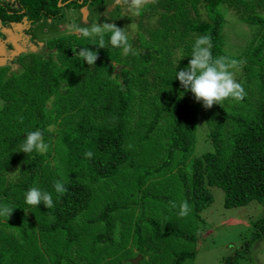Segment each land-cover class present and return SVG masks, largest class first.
<instances>
[{
	"label": "trees",
	"instance_id": "1",
	"mask_svg": "<svg viewBox=\"0 0 264 264\" xmlns=\"http://www.w3.org/2000/svg\"><path fill=\"white\" fill-rule=\"evenodd\" d=\"M101 1L103 0H0V31H8L12 25H23V22L27 21L29 25L22 29V33L29 35L32 33V23L43 18L59 19L66 7H82ZM162 2L165 10L170 7L174 9L168 13L166 20H162V16L161 21H157L161 25L160 30L164 31L163 37L161 36L163 42L155 45L140 34L135 36L138 38L136 45L134 41H130L138 52L135 56L140 59L141 79L136 82L125 72L123 66L126 56L122 49L118 48L116 59L122 69L113 74L110 71L108 77L96 86V94L106 99L98 103L96 113L104 110V106L114 109L111 124L103 121L101 124L91 122L88 113L82 114L71 124L58 120L59 110H63L64 98L68 97L72 89L76 91L78 85L83 82L86 71L82 60L74 57L73 65L61 61H45L50 67V83L46 84L41 78L42 74L41 77L36 75L37 72L41 73V70L37 71L33 64L25 67V72L24 69L11 71L15 55L11 51V43L6 39L9 34L3 35V40H7V52L2 56L3 62H0V185L3 188L0 202L17 208L7 222L0 219V227H3L0 232L3 247L0 250V264H25V259L28 258L30 259L26 264L44 262L39 260L43 252L37 248L33 250L30 245L34 241L41 246L40 238L35 240L29 231L33 224L32 218L38 219L34 223L38 224V230L44 237L53 234L50 240L53 251L48 252L49 256L53 257L52 264H131L129 259L138 255H141L138 264H153L156 261L160 262L158 264H189L195 256V247L183 249L177 247L179 243L175 244V241L191 238L196 242L197 235L190 233L177 222L168 220V211L163 213V208L187 201L191 207L190 213L196 216L213 201L212 186L224 190L226 207H241L251 201L264 200V31L258 36V41L250 52V60H254V64L251 70L248 68V73H251L249 76L256 82V86L254 90L247 89L252 91V95L241 101L248 108L251 98L257 101V107L250 108L247 113H239L224 105L223 108L215 105L213 109L218 115H212L213 122L207 134L212 149L194 156L191 163L189 162L188 173L182 169V165L186 154L191 150L194 136L192 131L188 130L187 120L194 115L200 104L192 99L190 92L181 89L179 81L174 79L176 73L161 80L154 77L152 82L156 90L155 96L141 104L143 108L145 105L150 106V110L141 112L145 124L137 139L138 142L149 141L156 148V153L152 156L147 154L141 161L126 147L128 136L134 134L125 124V118L129 117V114L132 116L131 95L136 87V97H141L150 88L142 77L148 74L147 67L151 61H163L169 48H173L170 54L183 52L184 46L194 44L196 39L192 36L195 33L211 36L214 56L224 55L238 60V57L229 56L224 52L221 42L224 41L223 9H231L229 6L239 0H189L192 6L188 5V0ZM199 3L208 10V19H203L197 10ZM259 11L238 16L243 23L246 22L248 28L262 31L264 14ZM184 14L183 20L181 17ZM254 36L253 31L251 40L256 38ZM176 46L180 47L174 49ZM166 64L167 68L163 72H176L186 67L180 63L178 66H172L169 62ZM17 76L23 77L26 84L12 86ZM39 80H43L42 85L38 84V87L44 92L45 101L34 103L35 109L30 113V103L23 99L22 95L26 92L28 98L32 99L37 88L29 83ZM172 90L178 99H174ZM177 91L182 93V97L178 96ZM161 93L164 94L161 96ZM158 101L160 102L157 103ZM193 103H196V106ZM20 117H23V123L20 122ZM140 124L138 121L137 125ZM36 129L44 131L45 142L47 131H57L54 152H51L50 148L42 155L32 153L26 156L25 153L18 152L25 132ZM87 150L94 153L91 159L84 155ZM178 153L180 158L176 160ZM41 163H45L48 171L50 191L38 177ZM125 163L130 168H127L130 172L126 177L128 180H122L123 176L120 174L121 172L125 175ZM25 174L27 175L24 176ZM117 176L122 185L121 197L126 203L104 195L103 206L98 213L93 214L89 209L93 187L101 182H110ZM13 180L14 182H11ZM56 180H62L67 188L62 196L54 191L53 184ZM5 181L8 183L5 184ZM32 187L51 192L55 206L46 209L41 205L39 208L26 205L24 196ZM176 189H182L181 196ZM7 193L11 195L12 203L9 200L7 201L10 203L5 202L8 197H3ZM155 203L162 205L161 215L151 214V206ZM23 208L29 212L24 213ZM119 210H123L122 213L125 214L137 210L132 223V242L126 236L121 238L120 234L127 223L117 218ZM77 221H80V227L95 226L97 232L91 237V244L107 245V250L103 251L102 256L99 255L100 259L97 257V246L90 256L78 252L77 249L82 244V233L73 227ZM180 223L186 224L187 221L180 220ZM257 224L263 230L264 216L257 218ZM12 230L16 235L14 240L9 242L14 235ZM169 239L174 241L176 249L169 245L172 243ZM75 244L77 249L73 247ZM235 263L234 256L225 259V264Z\"/></svg>",
	"mask_w": 264,
	"mask_h": 264
},
{
	"label": "rangeland",
	"instance_id": "2",
	"mask_svg": "<svg viewBox=\"0 0 264 264\" xmlns=\"http://www.w3.org/2000/svg\"><path fill=\"white\" fill-rule=\"evenodd\" d=\"M162 1L163 0H156L155 4H149L146 10L138 18H136L134 25L130 24L132 21L127 17L126 12L121 7L115 5L114 0H103L99 3L88 4L82 7H66L64 9L63 16L59 19L43 18L36 23H32L30 26L32 33L29 35L22 33V29H25L26 25H29L27 21H24L23 25H12V28H9L8 31H0V62H3L2 56L7 52L5 49V43L9 40L8 42L12 45L11 51L15 55L13 60L15 63L11 66V71L24 69L23 72H25V67L29 64H33L37 71L41 70V73L37 72L36 75L41 77L42 74L43 77L41 78L46 84H49L50 67L45 64V61L52 60L58 63L61 61L66 64L73 65L75 61L74 57H76L74 56V49L78 51L80 47L88 46L95 50L96 46L91 45L93 41H91L90 38L83 37L82 35L76 33L73 26L79 25L81 27H86L97 22L101 24L105 22H114L117 26L124 27L129 34L130 41H134L135 45L138 39L135 36L138 34L143 35L147 41H150L155 45H160L163 42L161 36L163 37L164 31L160 30L161 25L157 21H161L160 19H162V16H164V19L162 20H166L168 18V13L174 10L171 7L165 10L166 7H164L165 5H162ZM175 1L178 2L179 0ZM188 5L192 6L193 4L189 3ZM229 7L231 9H223L225 23L223 26L224 41L221 42V45L224 52H226L229 56L238 57V60L243 62L237 69H233V71L235 73V79L246 88L247 96H249L252 95V91L247 89L254 90V87L256 86V82L249 76L251 73H248L254 64V60H250V52L253 45L257 43L258 36L262 34L264 30L255 31L252 27L255 33L254 37L256 38L251 40L253 35L252 29L248 28L246 22L243 23L242 19L238 15L250 14L251 11L257 10H260L259 12L264 14V0H252V2L249 0H239V2H233L232 6ZM197 10H199L203 19H208L209 13L203 4L199 3L197 5ZM184 17L185 14L181 18L184 20ZM4 34H9L6 38L7 40L5 41L3 40ZM199 36L202 35L200 33H195L192 37L197 39ZM105 41L107 43L106 48L99 50V59L96 61V66H88L86 62H83V68L86 71V74L83 77V82L78 85L76 91H73L72 89L68 97L64 98L63 110H59L58 115V120L60 122L71 124L79 119L82 114L88 113L91 122L94 121L95 123L100 124L102 121L106 124L113 123L114 109L104 106V110L96 113V109L99 107L98 103L101 100L106 101L103 96L96 94L97 84L104 81L108 77L110 71L113 74L118 73L122 69L121 64H119L116 59L118 48H113L111 44L108 43V35L105 36ZM192 46L193 45L184 46L183 52L178 51L173 52L172 54H170V51L173 48H169V50L165 49L169 52L165 55L163 61H151L147 67L148 74L144 77L141 76L146 79L150 88L147 89L141 97H136L135 92H137L138 88L136 87L134 89L135 91L131 95L130 102H132V116L129 114V117L125 118V124L126 128L133 131L134 134L128 136V143L126 141V147H129L134 152L132 154L141 159V161L147 157V154H151L152 156L156 153V148L154 145H151L149 141L138 142L137 139L138 134H142L143 125L145 124L143 122L144 117L141 112L142 110H150L148 109L150 106L145 105L143 108L141 104H143L146 99L152 100L155 96L156 90L154 89L155 86L152 82L154 77H156L157 80H161L162 78L169 77L171 74L176 73L171 70L163 72L167 68L166 62L172 63V66H177L179 63L187 66ZM179 47L180 46H176L174 49ZM124 56H126V63L123 66L125 72L132 80L138 82L141 79L139 78V71L141 69L139 57L132 54ZM181 57L184 58L181 59ZM28 61L31 62L28 63ZM112 66L114 69H112ZM43 80L29 83L37 88V92L32 99L28 98L29 95L26 92L22 95L23 99L30 103V113H32L35 109L34 103L36 104L38 101H45L44 92L38 87V84L42 85ZM22 83L26 84L25 79L21 76H17L16 81L12 84V86L16 84L19 86ZM177 92L178 96L182 97V93L179 91ZM77 93L82 94V96H79ZM163 94L164 93H161L160 95L162 96ZM172 96H175V100L178 99L174 90H172ZM100 97L101 99H99ZM192 99L194 100V98ZM250 100L251 102L248 108L247 105H244L241 101L237 102L231 99L226 100L224 102V106L239 113H247L250 108H256L258 104L257 101H254L251 98ZM159 102L160 101L157 103ZM0 103H2L1 98ZM195 104L193 103L194 106H196ZM111 105L114 106L113 101H111ZM215 113L218 115V112L215 111V109L211 108L205 110L202 104H200L194 112V115L187 120L188 130L192 131L191 133L194 136V140H192L191 150L186 154L185 162L182 165V169H184L186 173L189 171V162L191 163L194 156L212 149V143L208 139L207 134L213 122L212 115ZM138 121L141 122L140 125H137ZM45 136L46 143L49 145L51 152H54L56 139L58 137L57 131H47ZM179 158L180 154L178 153L176 160ZM45 167V163H41V166L38 169V177L39 180H43V183L48 186L50 191L51 184L48 171ZM124 168H129L127 163L123 165L125 175L121 172L120 174L123 176L122 180H128L126 177L130 172L128 169L125 170ZM26 175L27 174L24 176ZM117 179L118 176L116 179L110 180V182H101L93 187L94 193L92 195V204L89 206V209L93 214L98 213L100 208L103 206L104 195H108L111 199H117L120 202L126 203L121 197L122 185ZM0 180H2V178H0ZM11 182H14V180ZM6 183L8 182L5 181V184ZM168 183L169 182L167 180L166 184ZM2 189L3 188L0 185V195L2 193ZM181 190L182 189H176V192L179 191V196L183 193ZM124 191L125 189H123V192ZM211 192L213 201L199 211L196 216L190 213L186 219L184 217H180L178 214L179 205L175 208L169 206H166L165 209L163 208V213L165 210L168 211V214L166 213L168 220H171V222H177L190 233L197 235L196 242L191 238L184 240L180 238L175 241V244L179 243L177 244V247L179 246L183 249H192L195 247V256L189 264H225V259L230 256H234L236 258L235 264H264V228L261 230L260 225L257 224V218L264 216V200L262 202L251 201L241 207H226L224 190L218 186H212ZM6 197H8V199H6L5 202H8L7 200H9L12 203V197L9 193H7L3 198L5 199ZM0 205H3V202H0ZM170 205L172 206V204ZM41 206L44 207L43 204H41ZM161 207L162 205L155 203L151 206V208H153L151 214L161 215ZM27 212L28 210H26V213ZM119 212L120 213L116 215L117 218L120 219L121 222L127 223L124 224L123 233L120 234L121 238L126 236L127 239H130L132 242L134 239L132 235V223L137 210H133V212L130 211L127 214L122 213L123 210H119ZM79 218H81V216H79ZM37 220V218H32L33 224L30 226L29 231L31 237L34 236L35 240L40 238L41 246L36 244L34 241L31 242L30 245H32L33 250L37 248L43 252L42 256L39 257V260L44 261L42 264H52L53 257L51 258L48 252L53 251L50 244L53 234H48V237H44L38 230V224L34 223ZM180 220L187 221V223L182 224L180 223ZM80 226V221L75 222L73 226L76 231L82 233V244L78 247V249L76 248L77 244H75L73 246L74 249L76 248L78 252L82 253L84 256H90L95 250L94 248L97 246V257H99L103 251L107 250V245H97V243L93 245L90 243L91 237L97 232L94 225V227ZM2 228L3 227H0V232L2 231ZM11 232H13L14 235L11 239H9V242L13 241L16 235L14 230ZM61 236L64 238L62 233ZM168 241L172 242L169 244L172 249H176L174 241L172 239H169ZM1 247L2 245L0 240V250ZM73 253L74 252L72 251V254ZM29 259L30 258L25 259V264ZM158 263L160 262L156 261L153 264Z\"/></svg>",
	"mask_w": 264,
	"mask_h": 264
},
{
	"label": "clouds",
	"instance_id": "3",
	"mask_svg": "<svg viewBox=\"0 0 264 264\" xmlns=\"http://www.w3.org/2000/svg\"><path fill=\"white\" fill-rule=\"evenodd\" d=\"M114 3L126 12L127 17L132 21L130 24L134 25L136 18L146 10L149 4H155L156 0H114ZM73 28L76 33L83 37L91 38L93 41L91 45L96 46L95 50L88 46L80 47L78 51L73 50L74 56L86 62L88 66H96V61L99 59V50L106 48V35H108V43L113 48L122 49L124 55L138 54L130 42L128 32L124 27L117 26L114 22L103 24L97 22L86 27L74 25ZM212 48L213 43L210 35L199 36L192 46L187 66L177 70L174 78L179 81L181 89L184 92H190L194 100L202 104L205 110L211 109L215 105L223 108L226 100L232 99L240 102L247 96L245 88L235 79L233 71L243 62L224 55L214 56ZM183 58L181 57V59ZM20 122L23 123V117H20ZM25 134L18 152H23L26 156L32 153L40 155L47 153L49 145L44 140L43 130L26 131ZM84 155L86 158L91 159L94 153L87 150ZM53 188L55 193L61 196L67 191L62 180H56ZM24 200L30 208H39L41 204L46 209L55 206L52 193L37 187L28 189ZM172 207L175 208L177 205L173 203ZM15 208L17 207L0 205V219L7 222ZM24 211L26 213V209ZM190 212L191 207L187 201L179 204L178 214L180 217H186Z\"/></svg>",
	"mask_w": 264,
	"mask_h": 264
},
{
	"label": "water",
	"instance_id": "4",
	"mask_svg": "<svg viewBox=\"0 0 264 264\" xmlns=\"http://www.w3.org/2000/svg\"><path fill=\"white\" fill-rule=\"evenodd\" d=\"M140 258H141V255H138V256H136V257H134L132 259H129V261H130L131 264H138Z\"/></svg>",
	"mask_w": 264,
	"mask_h": 264
}]
</instances>
